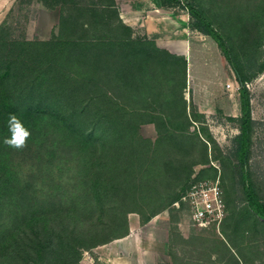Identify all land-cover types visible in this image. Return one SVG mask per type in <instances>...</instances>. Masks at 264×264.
<instances>
[{
    "label": "rangeland",
    "instance_id": "1",
    "mask_svg": "<svg viewBox=\"0 0 264 264\" xmlns=\"http://www.w3.org/2000/svg\"><path fill=\"white\" fill-rule=\"evenodd\" d=\"M2 1L0 41L9 46L12 42H48L61 31L72 32L77 39L84 33L79 25L85 24L84 31L90 35L101 32L111 40L112 35L129 39L156 61L159 57L168 62L141 27L129 28L120 19L116 0ZM147 1L149 9L161 6L160 0ZM188 1L225 38L248 91L252 124L245 165L241 166L237 151L240 91L225 88L226 84L240 86L221 51L227 78L212 97L211 110L200 84H196L197 97L187 83L180 92L183 79L179 70L172 77L166 75L164 81H155L152 89L134 93L136 101L125 93L126 88L113 90L117 104L111 113L113 120L127 110L132 115L128 120L147 148H140L144 157L130 172H121L123 167L116 170L109 160L100 161L103 171L99 172L89 151L81 153L78 142L62 132L57 121L32 115L27 123L21 120L31 133L22 150L7 147L3 141L9 136L8 128L0 129V264H56L52 258L59 240L62 247L75 242L74 250L83 247L77 264H93L98 261L94 249L125 235L132 218L138 217L142 224L152 212H165L170 219L169 255L164 264H264V221L250 211L241 178L247 175L254 200L264 206V0ZM111 2L116 10H102L101 4ZM117 2L126 13L127 5L144 1ZM163 8L187 15L182 5ZM80 9L85 12L79 14ZM198 33L201 39L207 37ZM170 63L174 65V60ZM118 173L129 177L130 183L143 177L145 188L136 190L134 201L125 210L111 196L103 197L102 220L96 227H88L100 215L90 185L102 174L115 178ZM148 178L155 181V189ZM194 178L218 179L226 208L218 226L198 228L190 222L185 206H166L177 201ZM126 210L130 213L125 214ZM30 217L38 220L35 229L25 225ZM43 223L45 231L41 230ZM48 240L51 245L42 250ZM91 245L94 247L89 249Z\"/></svg>",
    "mask_w": 264,
    "mask_h": 264
},
{
    "label": "trees",
    "instance_id": "2",
    "mask_svg": "<svg viewBox=\"0 0 264 264\" xmlns=\"http://www.w3.org/2000/svg\"><path fill=\"white\" fill-rule=\"evenodd\" d=\"M160 4L167 8L182 5L189 16L190 27L214 41L235 74L240 86L241 111L237 151L243 167L249 149L252 124L250 100L244 80L225 38L188 0H160ZM101 5L104 11L116 10L114 2ZM83 11L85 12L80 9L79 14ZM116 16L118 19V14ZM84 25H79L84 33L77 39L72 32L67 34V31H61L56 39L48 42H12V46H9L6 41H0V129L2 128L3 131L7 129L10 114H15L22 121L27 120L26 123L32 115H47L58 122L62 132L72 141L78 142L81 153L86 155V151H89V155L94 158V164L97 166L96 170L102 172L100 161L109 160L114 162L116 170L123 167L121 172H130L133 164L144 157L142 156L144 150L140 148L144 147L145 150L147 148L143 145L145 141L138 135L136 126L128 120L132 115L127 110L123 109L116 120H113L111 113L117 106L116 100L111 95L114 93L113 90H116V87L126 88L128 91L125 93L133 95L130 97L136 101L134 93L152 89L155 81H164L166 75L172 77L179 70L183 79L181 92L186 85V62L183 58L159 48L156 49L165 55L164 59L168 62L163 63L159 57L156 61L152 54L139 47V43L113 35L111 40L101 32L90 35L84 31ZM13 46H20V49L16 50ZM170 60H174V65L170 63ZM33 76L35 79H32ZM120 106L123 108L124 105ZM126 121L128 123L124 127ZM102 175L89 187L100 209V215L95 219V223H88L90 228L96 227L102 220L103 197L111 196L115 199L116 205L125 210L131 201H134L136 190L143 191L145 188L143 177H136L130 183L129 177L122 176V173L116 174L115 178L112 176L105 178ZM241 178L250 211L264 221V206L254 200L252 190L247 184V175L242 174ZM148 179L152 182L151 187L154 188L155 181ZM194 179L184 186L177 201L168 202L166 206L179 203V207H183L180 198ZM135 181L139 185L136 186ZM124 213L128 214L130 211L126 210ZM156 214L152 212L142 224ZM36 221H38L36 218L30 217L25 225L29 229L33 227L35 229ZM42 225L41 230L45 231L46 223ZM61 238L63 234L58 237V240ZM75 243L73 246L67 243V246L62 247L63 242L59 240L58 248L53 252L52 262L77 264L83 247L79 246L77 250H74ZM50 245L51 240H48L41 249ZM92 247L94 246L91 245L88 248Z\"/></svg>",
    "mask_w": 264,
    "mask_h": 264
},
{
    "label": "crops",
    "instance_id": "3",
    "mask_svg": "<svg viewBox=\"0 0 264 264\" xmlns=\"http://www.w3.org/2000/svg\"><path fill=\"white\" fill-rule=\"evenodd\" d=\"M143 1L133 3L130 7L127 5L128 11L125 13L116 0L120 19L129 28L141 27L146 38L154 42L157 48L183 58L186 62V83L196 97V84L204 87L203 92L211 110L212 97L227 78L217 45L209 37L201 39L197 36L198 31L189 25L188 14H176L162 6L149 9L148 1ZM205 69H209V72ZM170 226V219L165 212L144 224L138 217L132 218L125 236L93 250L98 260L93 264H164L169 255Z\"/></svg>",
    "mask_w": 264,
    "mask_h": 264
},
{
    "label": "built area",
    "instance_id": "4",
    "mask_svg": "<svg viewBox=\"0 0 264 264\" xmlns=\"http://www.w3.org/2000/svg\"><path fill=\"white\" fill-rule=\"evenodd\" d=\"M225 88L229 91L239 89L232 84H226ZM180 202L186 207L190 222L198 228L218 226L225 218L226 208L218 179H194ZM174 206L179 207V203Z\"/></svg>",
    "mask_w": 264,
    "mask_h": 264
},
{
    "label": "clouds",
    "instance_id": "5",
    "mask_svg": "<svg viewBox=\"0 0 264 264\" xmlns=\"http://www.w3.org/2000/svg\"><path fill=\"white\" fill-rule=\"evenodd\" d=\"M7 128L9 136L4 139L3 143L13 150H22L26 147L31 133L15 114L9 115Z\"/></svg>",
    "mask_w": 264,
    "mask_h": 264
}]
</instances>
